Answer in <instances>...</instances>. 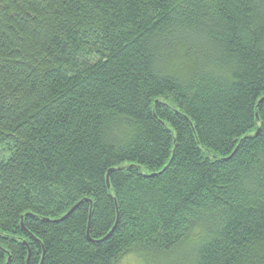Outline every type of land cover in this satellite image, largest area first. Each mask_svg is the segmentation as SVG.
Returning a JSON list of instances; mask_svg holds the SVG:
<instances>
[{
	"label": "trees",
	"instance_id": "obj_1",
	"mask_svg": "<svg viewBox=\"0 0 264 264\" xmlns=\"http://www.w3.org/2000/svg\"><path fill=\"white\" fill-rule=\"evenodd\" d=\"M85 198L91 240L87 202L52 222ZM22 240L30 264H264V0H0V264Z\"/></svg>",
	"mask_w": 264,
	"mask_h": 264
},
{
	"label": "water",
	"instance_id": "obj_2",
	"mask_svg": "<svg viewBox=\"0 0 264 264\" xmlns=\"http://www.w3.org/2000/svg\"><path fill=\"white\" fill-rule=\"evenodd\" d=\"M257 108H259V105L257 106ZM257 121L259 122V114H258V112H257ZM162 124H164L163 122H161ZM260 131H261V129L259 128L258 129V131H257V133H256V135H258L259 133H260ZM246 138H244L241 142H240V144L238 145V147L235 149V151L231 154V156H229L228 158H224L223 160H225V161H228V160H230L235 154H236V152L238 151V149H239V147H240V145L242 144V142L245 140ZM174 158V156L172 157V159ZM172 159H171V161H172ZM167 168V167H166ZM165 168V169H166ZM164 169V170H165ZM163 170V171H164ZM162 171V172H163ZM111 172H112V170H110L109 172H108V174H107V186H108V188H109V190H111L112 189V185H111V180H110V174H111ZM161 173V172H160ZM160 173H152V174H149L148 175V177H155V176H158ZM85 202H87V203H89L90 205H91V209H90V217H89V226H88V238L91 240V238H90V227H91V221H92V217H93V210H94V201L92 200V199H88V198H85V199H83L82 201H80L79 203H77L65 216H63L61 219H58V220H50V219H44L43 218V220L44 221H52V222H61V221H63V220H65V219H67L73 212H75L83 203H85ZM116 204H117V211H118V217H117V222H116V225L114 226V228H113V230L111 231V233L107 236V237H105L104 239H103V241L104 240H106V239H108L111 235H112V233L114 232V230L116 229V227H117V225L119 224V222H120V213H119V207H118V203H117V200H116ZM26 215H31V214H26ZM24 219H25V215L22 217V222H21V227H22V229L26 232V233H29V231L27 230V228H26V226H25V223H24ZM32 237H34L31 233H29ZM23 241V243L27 246V248H28V252H29V255H28V259H27V264H30V259H31V255H32V252H31V249H30V246H29V244H28V242L27 241H24V240H22ZM7 254H8V261H7V264H10V262H11V260H12V256L10 255V253H8L7 252ZM45 255V254H44ZM43 262H44V256H43V259H42V262H41V264H43Z\"/></svg>",
	"mask_w": 264,
	"mask_h": 264
},
{
	"label": "rangeland",
	"instance_id": "obj_3",
	"mask_svg": "<svg viewBox=\"0 0 264 264\" xmlns=\"http://www.w3.org/2000/svg\"><path fill=\"white\" fill-rule=\"evenodd\" d=\"M184 245L185 247L182 248V253H185V249L189 247V242ZM166 264L167 261L165 260ZM117 264H146L144 260L139 258L136 254L130 253L124 256Z\"/></svg>",
	"mask_w": 264,
	"mask_h": 264
}]
</instances>
